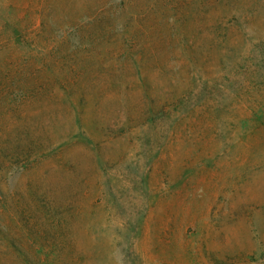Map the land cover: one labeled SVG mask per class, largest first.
Wrapping results in <instances>:
<instances>
[{
    "label": "rangeland",
    "instance_id": "374dc122",
    "mask_svg": "<svg viewBox=\"0 0 264 264\" xmlns=\"http://www.w3.org/2000/svg\"><path fill=\"white\" fill-rule=\"evenodd\" d=\"M0 264H264V0H0Z\"/></svg>",
    "mask_w": 264,
    "mask_h": 264
}]
</instances>
